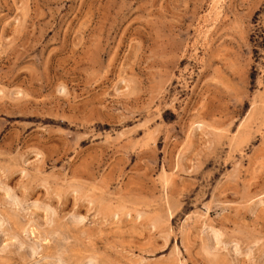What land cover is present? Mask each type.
I'll return each instance as SVG.
<instances>
[{
	"label": "rangeland",
	"instance_id": "1",
	"mask_svg": "<svg viewBox=\"0 0 264 264\" xmlns=\"http://www.w3.org/2000/svg\"><path fill=\"white\" fill-rule=\"evenodd\" d=\"M0 264H264V0H0Z\"/></svg>",
	"mask_w": 264,
	"mask_h": 264
},
{
	"label": "bare ground",
	"instance_id": "2",
	"mask_svg": "<svg viewBox=\"0 0 264 264\" xmlns=\"http://www.w3.org/2000/svg\"><path fill=\"white\" fill-rule=\"evenodd\" d=\"M255 105V104H254ZM253 121V120H252ZM242 139V138H241ZM243 140V139H242ZM245 141V140H244ZM238 143V142H237ZM238 145V144H237ZM214 232H216V231H214ZM211 243V242H210ZM208 247V246H207ZM30 253H31V251H30ZM87 263V262H86Z\"/></svg>",
	"mask_w": 264,
	"mask_h": 264
}]
</instances>
